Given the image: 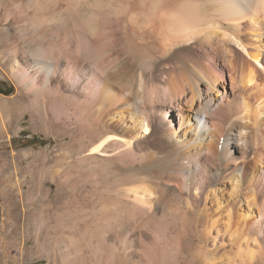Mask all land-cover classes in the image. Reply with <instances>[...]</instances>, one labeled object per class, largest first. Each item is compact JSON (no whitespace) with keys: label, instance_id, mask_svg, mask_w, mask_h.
<instances>
[{"label":"bare ground","instance_id":"1","mask_svg":"<svg viewBox=\"0 0 264 264\" xmlns=\"http://www.w3.org/2000/svg\"><path fill=\"white\" fill-rule=\"evenodd\" d=\"M0 71L66 142L87 237L122 259L166 228L143 264H264V0H0Z\"/></svg>","mask_w":264,"mask_h":264},{"label":"rangeland","instance_id":"2","mask_svg":"<svg viewBox=\"0 0 264 264\" xmlns=\"http://www.w3.org/2000/svg\"><path fill=\"white\" fill-rule=\"evenodd\" d=\"M137 72L136 66H130L128 80L132 82ZM225 81L230 89L229 74L225 75ZM83 96H71L67 89L60 101L51 104L53 108L56 105V110L51 106V112L54 111L59 122L66 125V120L71 119L68 116L73 117V100H83ZM16 99L18 93L15 84L0 71V264H143L145 255L139 243L153 249L154 240L166 239V228L160 235L153 236L154 244L149 242L151 240L143 242L135 237L125 250L128 253L122 252L124 258L120 255L122 259L116 252V255L113 253L120 246L115 236H99L103 240L100 242L98 236L90 235L92 238L88 236L89 242L82 224L80 184L76 189L67 185V178L77 177L79 171L76 168L70 173L66 167L57 165L58 159L65 156L66 142L57 140L55 135L58 129L53 124L52 127L48 125L35 131L29 115L22 117L23 110L20 108L23 109L27 103L22 101V105L17 106ZM167 111L170 114L171 109ZM10 112L12 114L9 116ZM171 116L178 122L177 113ZM44 158L49 166L46 171L41 167ZM262 173L264 177V170ZM31 178L35 179L33 183H30ZM41 180L43 186L37 184ZM106 241L107 244L104 243ZM88 242L94 243H91L94 248ZM196 255V250L190 251L185 264H197L194 262Z\"/></svg>","mask_w":264,"mask_h":264}]
</instances>
